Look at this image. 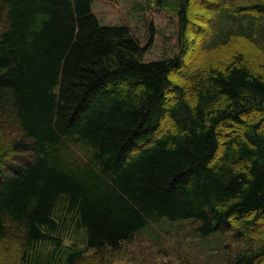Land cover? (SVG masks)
<instances>
[{
    "label": "trees",
    "instance_id": "1",
    "mask_svg": "<svg viewBox=\"0 0 264 264\" xmlns=\"http://www.w3.org/2000/svg\"><path fill=\"white\" fill-rule=\"evenodd\" d=\"M190 1L0 0V264L181 223L264 264V0Z\"/></svg>",
    "mask_w": 264,
    "mask_h": 264
},
{
    "label": "rangeland",
    "instance_id": "2",
    "mask_svg": "<svg viewBox=\"0 0 264 264\" xmlns=\"http://www.w3.org/2000/svg\"><path fill=\"white\" fill-rule=\"evenodd\" d=\"M190 5L192 15L200 14V2L191 0ZM146 15L150 21L151 14ZM213 18L208 23L202 22L204 30L213 25ZM193 19L197 20L195 17ZM191 37L194 34L189 36ZM192 50L191 43L189 55H194ZM12 136L21 138L16 132H12ZM156 229H161V232L158 233ZM228 241L226 238H221L218 242L213 238L201 241L190 223L160 224L158 227L153 225L139 232L129 242L122 243L118 252L102 257L100 264H222L219 262L220 253L227 250L223 243ZM89 254L90 252L87 257H90Z\"/></svg>",
    "mask_w": 264,
    "mask_h": 264
},
{
    "label": "bare ground",
    "instance_id": "3",
    "mask_svg": "<svg viewBox=\"0 0 264 264\" xmlns=\"http://www.w3.org/2000/svg\"><path fill=\"white\" fill-rule=\"evenodd\" d=\"M244 240V239H243Z\"/></svg>",
    "mask_w": 264,
    "mask_h": 264
}]
</instances>
